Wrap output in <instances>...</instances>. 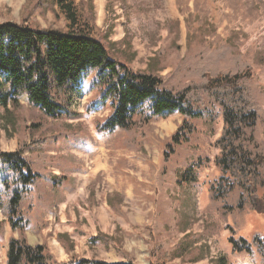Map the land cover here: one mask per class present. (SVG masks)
<instances>
[{
  "label": "rangeland",
  "instance_id": "374dc122",
  "mask_svg": "<svg viewBox=\"0 0 264 264\" xmlns=\"http://www.w3.org/2000/svg\"><path fill=\"white\" fill-rule=\"evenodd\" d=\"M74 1L93 33L107 37L112 59L166 76L169 89L251 68L264 112V0ZM43 3L0 0V23L66 30L59 7ZM97 73L89 71L69 101L60 94L57 116L26 95L22 109L9 114L13 124L0 107V151H22L39 175L21 204L29 244L44 245L57 262L76 256L150 264L155 249L158 258L175 257L167 264H215L221 255L229 264H262L255 248L234 252L229 237H264V215L238 209V190L219 199L212 189L222 176L215 163L220 107L192 91L204 115L189 120L195 133L172 150L168 145L185 119L179 113L143 127L102 129L111 101L102 97ZM260 131L264 136V113ZM189 167L197 176L191 183L182 178ZM19 234L0 203V264Z\"/></svg>",
  "mask_w": 264,
  "mask_h": 264
},
{
  "label": "trees",
  "instance_id": "16d2710c",
  "mask_svg": "<svg viewBox=\"0 0 264 264\" xmlns=\"http://www.w3.org/2000/svg\"><path fill=\"white\" fill-rule=\"evenodd\" d=\"M47 3H43L45 7H59L64 14L68 21L66 30L33 27L14 21L0 23V107L5 112L3 118L22 109V95H27L28 101L47 115L57 116L62 110L58 101L60 94L65 93L62 99L69 101L68 96L78 91L85 75L96 69L102 97L111 101V110L102 129L111 132L128 130L136 125L143 127L155 117L167 118L179 113L185 119L168 145L173 150V146L188 142L195 133L196 127L189 120L204 115V110L197 107L191 97L192 91L199 89L220 107L223 119V129L215 143L220 151L215 163L222 176L212 188L214 196L220 199L238 190V209L246 208L264 215V136L260 131L264 112L251 68L218 73L200 86L175 91L166 86V76L148 69L135 71L112 59L107 37L93 33L91 19L82 16L74 0H47ZM6 122L13 124V116L9 115ZM38 177L22 151H0V203L5 205L11 227L20 232L8 243L6 264H136L132 260L107 261L76 256L68 262H57L44 245L29 244L20 214L21 204L28 187ZM182 178L189 183L197 180L192 167L182 174ZM229 242L234 252L252 253L255 248L264 264V237L255 235L249 241L232 234ZM150 255V264H167L175 258H158L155 249ZM215 264L229 263L227 257L221 255Z\"/></svg>",
  "mask_w": 264,
  "mask_h": 264
},
{
  "label": "crops",
  "instance_id": "0c3cea01",
  "mask_svg": "<svg viewBox=\"0 0 264 264\" xmlns=\"http://www.w3.org/2000/svg\"><path fill=\"white\" fill-rule=\"evenodd\" d=\"M27 96V95H26Z\"/></svg>",
  "mask_w": 264,
  "mask_h": 264
}]
</instances>
